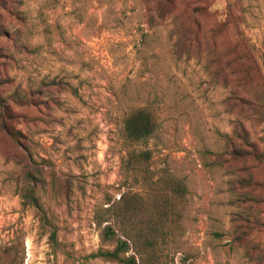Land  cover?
I'll return each mask as SVG.
<instances>
[{
	"label": "rangeland",
	"instance_id": "374dc122",
	"mask_svg": "<svg viewBox=\"0 0 264 264\" xmlns=\"http://www.w3.org/2000/svg\"><path fill=\"white\" fill-rule=\"evenodd\" d=\"M149 1L0 0V264H118L92 257L116 246L95 215L130 191L121 188L128 150L152 152L156 178L186 185L175 264H264V228L235 235L264 216V169L231 156L234 78L228 58L218 63L227 40L216 28L237 0H203L211 13L190 30V53L175 45L173 17L147 14ZM234 8L260 49L264 0ZM143 107L159 127L131 144L124 118ZM246 125L264 150V122ZM31 183L41 212L23 203ZM132 192L150 195L142 184Z\"/></svg>",
	"mask_w": 264,
	"mask_h": 264
},
{
	"label": "trees",
	"instance_id": "16d2710c",
	"mask_svg": "<svg viewBox=\"0 0 264 264\" xmlns=\"http://www.w3.org/2000/svg\"><path fill=\"white\" fill-rule=\"evenodd\" d=\"M240 2L242 0H237V3L228 7L226 17L216 28L217 35L227 40L218 63L223 69L224 58L229 59L231 76L234 78L230 98L239 115L231 139V156L237 160H250L264 169V150L258 148L246 125L248 121L264 122V39L260 49L251 43L243 27V14L235 12L234 6ZM145 11L153 17H173L174 33L177 36L175 45L185 46L188 53L191 51L188 42L190 30L197 33L201 29L199 17L211 13L209 5L203 0H150ZM203 42L198 44L202 45ZM219 74L223 77V85L228 86V77L223 70ZM13 98L24 102L19 93H15ZM158 127V117L149 108H135L124 118L125 136L131 144L147 143ZM11 136L14 143L28 154L30 148L23 142V134L11 132ZM151 162L152 152L148 150L127 151L124 164L126 182L121 188H129L130 191L123 194L120 201L107 208H99L95 215L103 240H114L116 246L112 251L100 250L92 255L93 258L117 261L118 264H175L174 257L181 249L177 233L183 235L184 232L181 218L187 189L181 179L169 174L156 178L151 170ZM34 177L35 173L26 174L28 179L33 180ZM140 184L147 186L150 193L147 198L132 192V188ZM32 186L33 183L22 191L23 203L41 212ZM41 219L45 225L46 216ZM245 225L236 226L235 235L239 240L264 228V216L260 213L251 216ZM51 241L56 244L55 232L51 235ZM129 252L132 255L125 257Z\"/></svg>",
	"mask_w": 264,
	"mask_h": 264
}]
</instances>
